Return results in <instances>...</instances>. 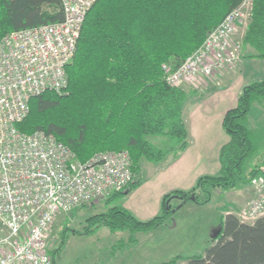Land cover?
Listing matches in <instances>:
<instances>
[{
  "label": "trees",
  "instance_id": "trees-1",
  "mask_svg": "<svg viewBox=\"0 0 264 264\" xmlns=\"http://www.w3.org/2000/svg\"><path fill=\"white\" fill-rule=\"evenodd\" d=\"M243 2L98 0L93 6L67 68L66 91L32 99L28 117L18 125L25 134L53 135L81 163L101 152H128L134 180L126 192L106 199L107 212L96 217L91 228L128 231L132 236L148 233L173 214L168 201L174 195L186 201L202 190L208 192V203L211 189L227 192L264 177L262 136L257 137L263 126L250 119L254 106L264 113V80H255L225 114L228 141L220 150L218 174L201 176L190 192L177 190L164 196L162 212L150 220H139L122 203L140 186L143 162L158 165L170 156L177 160L189 147L184 111L191 95L168 85L163 66L175 67L191 56ZM62 20L60 0H0V40L13 31ZM246 48L253 52L243 56L245 61L264 60V0H251L242 38V51ZM214 241L203 256L181 264H264V216L245 223L228 214ZM132 242L136 243L134 237ZM52 257L57 264L56 253Z\"/></svg>",
  "mask_w": 264,
  "mask_h": 264
},
{
  "label": "built area",
  "instance_id": "built-area-1",
  "mask_svg": "<svg viewBox=\"0 0 264 264\" xmlns=\"http://www.w3.org/2000/svg\"><path fill=\"white\" fill-rule=\"evenodd\" d=\"M98 0H60L63 20L13 31L0 40V264H52L47 233L58 215L126 192L134 180L128 152H101L86 163L53 135L18 129L30 102L63 94L86 18ZM251 0L231 11L203 45L177 66L165 64L169 86L183 88L234 66ZM243 38V36H242ZM250 186L255 198L241 219L264 216V177Z\"/></svg>",
  "mask_w": 264,
  "mask_h": 264
},
{
  "label": "rangeland",
  "instance_id": "rangeland-1",
  "mask_svg": "<svg viewBox=\"0 0 264 264\" xmlns=\"http://www.w3.org/2000/svg\"><path fill=\"white\" fill-rule=\"evenodd\" d=\"M247 12L250 13V9ZM247 25L248 20L244 19L234 37V43L241 41ZM244 55L246 53L243 50L241 59L227 69L230 71L235 66L239 69L238 74H234L233 84L230 86L224 82L222 86L219 85L222 81V74L227 71L225 70L212 79L189 82L184 85V90H196L200 97L195 96L193 99H201L200 103L207 102V112H212L211 109L216 108L219 103H221L219 107L225 105L226 99L223 95L233 93L238 84L252 83L254 80L264 78V60L252 62L247 60L240 64ZM249 62V67H246ZM211 85H213L211 91L205 89V87L210 88ZM217 111L214 110L213 118H218ZM215 122L201 130L204 131L202 137H199L197 133L198 142L209 138L208 136L216 139L211 135L217 131L214 127ZM254 123H262L263 126L262 130L258 129L257 133V137L260 135L263 138H259L260 147H262L260 152H262L264 149V116L259 122ZM189 126V130L193 131L194 127L190 124ZM195 130H197L196 127ZM209 132H211L210 135ZM194 150L196 151V148H193L188 156V166L180 171L175 170L170 173L166 169V161L158 165L143 162L139 175L141 184L124 199L122 202L124 207L139 220H150L162 212L161 204L164 196L173 194L172 192L180 188L184 192H190L196 187L201 175L208 172L210 167L220 166L218 160L220 153L216 149L206 154H198ZM247 166L251 168V162ZM242 186L249 189L251 198L248 201H252L255 195L250 184L247 182L240 187ZM228 192L230 191L211 189L208 203H206L209 198L208 192L202 190H196L192 195L195 201L190 198L182 201L174 195L169 200L173 214L165 220L164 224L154 231L135 236L128 231L114 233L107 227H90L96 217L107 212L106 200L60 214L47 233L48 252L52 264V253H56L57 264H181L189 258L203 256L206 249L214 245L215 236L222 227L223 209L229 202ZM249 202L245 208L240 209L243 211L242 214L247 212ZM240 220L247 223L241 217ZM89 228L90 232H88ZM133 237L136 243L132 242Z\"/></svg>",
  "mask_w": 264,
  "mask_h": 264
},
{
  "label": "crops",
  "instance_id": "crops-1",
  "mask_svg": "<svg viewBox=\"0 0 264 264\" xmlns=\"http://www.w3.org/2000/svg\"><path fill=\"white\" fill-rule=\"evenodd\" d=\"M245 53H250L253 52L251 48H246ZM241 62V61H240ZM246 61L243 59L242 62L240 64L245 63ZM250 63L246 64V67H249ZM244 67V66H243ZM238 67H234L233 69H231L230 71L227 70L225 74H222V81L221 84H219L220 86L223 85V82L226 85L233 84V76L235 77V73H237L238 71ZM229 71V72H228ZM243 71V70H242ZM238 74V73H237ZM264 77V76H263ZM256 79V78H254ZM260 79V78H258ZM262 79V78H261ZM264 80V78H263ZM255 81V80H254ZM253 81V82H254ZM248 84H250L249 82H243L240 83L236 86L235 90L233 93H229L228 95H223V97L226 99V104L222 105V106H218L219 104L216 105V108L211 109L212 112H207V102H202L201 99L195 100L193 98H191L192 96H196L197 98H199L200 96H198V93L196 92V90L192 89L189 90L188 93H190V100L189 103L184 111V120L188 129V133H189V147L188 149L183 152L180 157L175 160L174 156H170L168 158V160L166 161V169H168V171L171 173L176 171H180L181 169H184L185 167L188 166V156L191 153V150L193 148H196V151L198 154H206L208 152H212L213 149H216V151H219L220 153V148L227 143L228 138L226 137V135L224 134V130H223V120L225 117V114L227 113V111H229L231 108H234L237 104L238 98L243 90V88L245 86H247ZM213 85H211L210 88L205 87L206 90H212ZM196 89V88H195ZM210 90V91H211ZM210 110V111H211ZM214 110H218V118H213V116L215 115ZM207 112V113H206ZM263 111L261 108H259L258 106H254L251 109V115L250 118L253 122H259L260 119L263 118ZM194 116L196 117L194 119ZM216 121V122H215ZM215 122V128L217 129L216 133L211 134V132H209V135H213L215 136L216 139H213L211 136H208L209 138H206L205 140L199 141L196 137L197 133L199 137L203 136V132L201 130L205 129L206 127L210 126L211 123ZM189 124L191 125V127H194L193 131L189 130ZM218 126V127H217ZM195 127L197 128V130H195ZM195 130V131H194ZM205 135L207 134L206 132L204 133ZM219 160V157H218ZM220 171V166L219 167H213V168H209L208 172H205V174L201 175L204 176L206 174H210V175H216L218 174ZM193 181V180H192ZM181 189V188H180ZM180 189H176V190H180ZM186 190V188H185ZM248 190V191H246ZM183 191V190H181ZM228 196H229V202H227L224 206L223 209V215L222 218L226 217V215L228 214H235L236 216H238L239 218L242 215L243 211H240V209L245 208V206L247 205V202H249V198H251V192L249 191L248 188H244L242 187H238L234 190H231L230 192H228Z\"/></svg>",
  "mask_w": 264,
  "mask_h": 264
},
{
  "label": "water",
  "instance_id": "water-1",
  "mask_svg": "<svg viewBox=\"0 0 264 264\" xmlns=\"http://www.w3.org/2000/svg\"><path fill=\"white\" fill-rule=\"evenodd\" d=\"M179 199L182 200V198H179ZM190 200L195 201V197L191 196V197H190ZM168 205H169L168 208H169V209H172V208L170 207V202H169V201H168Z\"/></svg>",
  "mask_w": 264,
  "mask_h": 264
}]
</instances>
